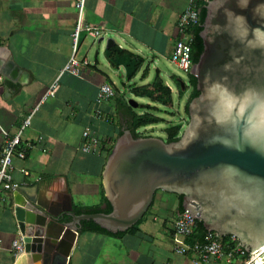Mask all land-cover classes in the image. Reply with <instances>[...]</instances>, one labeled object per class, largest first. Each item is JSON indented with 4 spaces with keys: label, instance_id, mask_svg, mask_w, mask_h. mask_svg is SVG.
<instances>
[{
    "label": "crops",
    "instance_id": "crops-1",
    "mask_svg": "<svg viewBox=\"0 0 264 264\" xmlns=\"http://www.w3.org/2000/svg\"><path fill=\"white\" fill-rule=\"evenodd\" d=\"M186 1L84 0L79 16L76 0H0V127L13 134L22 118L34 109L30 126L22 133V140L33 146L23 159L13 157L10 170L16 188L0 196V264L20 261L19 254L10 251L12 240L18 238L13 209L24 200L19 187L55 205L66 188L72 207L104 206L101 172L107 150L119 132L129 128L132 112L158 115L160 112L148 110L146 104L163 107L129 91L125 68L115 63L109 47L117 46L142 57L143 63L129 85L150 82L155 70L169 83L175 73L169 68L174 43L186 37L177 25ZM79 17L82 24L98 27L101 36L80 33L76 57L86 58L89 64L74 75L62 68L71 54V34ZM116 74L121 78L119 82ZM109 81L125 103L115 95L100 94L99 86L109 85ZM54 82L53 96L40 102ZM85 127L98 138L99 145L93 152L79 149ZM3 139L0 129V151ZM21 168L28 173H22ZM89 196L92 201H87ZM168 197V210L164 212L165 208L156 205L155 214L148 217L157 225L154 229L144 219L136 229L120 236L81 232L68 264L73 255L74 264H154L152 247L163 256L160 264H194L191 256L175 251L183 241L173 230L178 194H159L161 199ZM164 223L167 229L162 228ZM136 237L145 239V243L136 242ZM206 264L229 263L210 259Z\"/></svg>",
    "mask_w": 264,
    "mask_h": 264
},
{
    "label": "water",
    "instance_id": "water-1",
    "mask_svg": "<svg viewBox=\"0 0 264 264\" xmlns=\"http://www.w3.org/2000/svg\"><path fill=\"white\" fill-rule=\"evenodd\" d=\"M199 35L202 51L189 70L198 94L178 139L122 129L101 172L110 212L76 214L66 188L55 205L19 187L16 264H68L82 220L125 231L158 189L182 194L191 217L235 235L246 251L264 247V0H210Z\"/></svg>",
    "mask_w": 264,
    "mask_h": 264
},
{
    "label": "built area",
    "instance_id": "built-area-1",
    "mask_svg": "<svg viewBox=\"0 0 264 264\" xmlns=\"http://www.w3.org/2000/svg\"><path fill=\"white\" fill-rule=\"evenodd\" d=\"M83 1L84 0H76L79 16L83 9ZM209 1L210 0H187L185 8L178 16L177 25L179 30L182 31L186 37L175 41L170 61L187 75L190 73V66L191 63H193V61H191L190 48V41L192 38L191 29L199 24L200 9L205 7ZM81 32H87L96 38L101 36L98 27L82 24L79 17L71 34V54L67 63L62 68V71L74 75H79L81 67L89 64V61L86 58L78 59L76 57L78 39ZM54 88L55 82L51 84L44 94H42L40 102L44 101L48 96H53ZM99 91L101 95L107 97L114 95L113 88L107 83L101 84L99 86ZM36 106H38V104ZM33 112L34 109L22 118L13 134L7 133L2 127H0L1 132L4 135L3 145L0 151V196L16 188V184L12 181L10 170L13 157L23 159L28 150L33 146L32 142L22 140V133L26 127L30 126ZM41 139L42 137L38 136V140ZM82 139L83 140L79 145L81 151L93 152L94 150H97L99 145L98 138L91 135L87 127L82 130ZM20 171L24 174L28 173L24 168H21ZM195 225L196 218L191 217L187 209H182L181 211L176 212L173 220V230L176 235L183 238V241L177 244L178 246L175 251L178 254H188L191 256L194 264H206L210 259L217 262L224 261L229 264H264V249L246 251L245 248L239 244L237 238L233 234L221 235L215 231L206 229L199 240H192ZM1 248L0 243V249ZM22 249L23 247L20 239H13L10 244V251L20 253Z\"/></svg>",
    "mask_w": 264,
    "mask_h": 264
},
{
    "label": "trees",
    "instance_id": "trees-1",
    "mask_svg": "<svg viewBox=\"0 0 264 264\" xmlns=\"http://www.w3.org/2000/svg\"><path fill=\"white\" fill-rule=\"evenodd\" d=\"M199 16H200L199 24L191 29L192 38L190 41V48H191V58H192L193 63L197 61L198 56L200 52L202 51V47H203L202 39L199 35V32L202 29L203 20L205 17V7H202L200 9ZM108 53L110 56L113 57V60L115 61L116 64L124 66L125 71H126L125 77L127 79V83L125 86L129 87L128 89L130 92L134 93L135 95L145 96L151 102L159 103V104H162L168 107L172 105V97L170 94V89L168 88V86L164 84L163 79L161 78L158 70H155L154 76L150 82L146 84H142V85H135L134 83L129 85V80L136 75V73L140 69L141 64L143 63L142 57L136 54H133L127 50L121 49L117 46H110ZM178 78L179 76L174 75L172 80H174V82H177V85L181 88ZM108 83L111 86V81H109ZM188 83H189V86L192 88V90H191L189 100L184 105V111L186 114H187L188 102L190 101L191 98H193L194 96L198 94V90L196 89V77L192 75L191 73L188 74ZM111 87L113 88L114 95L117 98L120 97L121 101H124L123 95L122 94L119 95L118 89L113 85ZM187 88L188 86L185 85L184 89H187ZM149 106H150L149 104H146L147 108ZM130 115H131V121L129 123V129L132 131V134L135 137L140 136L139 131H138L139 127L149 125V124H155L161 121V118L158 115H155L148 111H144L141 114H136L132 112ZM165 132H166V137L164 139L165 141L177 140L178 139L177 134L179 132V125L175 124V125L169 126L166 128ZM120 133L121 132H119V134ZM110 150L111 148L107 150V155L109 154ZM181 200H182V194H178V202H177V207H176L177 211H181L183 209L181 205ZM102 202L104 203L103 207L100 204H95V205H90V206L74 205L72 209L76 214L83 213V212L89 213V212H98V211L110 212L111 206L108 203L105 196L102 197ZM139 221L125 231H118L116 233H112L100 227L99 225L94 223L92 220H82L80 231L81 232L93 231V232L103 233L109 236H120L126 231H131V230L136 229ZM205 231H206V228L202 225V222L196 219V225L193 230L192 240H197V239L199 240L201 238V235Z\"/></svg>",
    "mask_w": 264,
    "mask_h": 264
},
{
    "label": "rangeland",
    "instance_id": "rangeland-1",
    "mask_svg": "<svg viewBox=\"0 0 264 264\" xmlns=\"http://www.w3.org/2000/svg\"><path fill=\"white\" fill-rule=\"evenodd\" d=\"M169 68L174 71V75L177 74L176 76H179L180 78H182L185 82V85L188 86L187 89H181L178 85L177 82H174V80H171L173 78V76L171 75V77L169 78V83L164 82V84L166 86H168V88L170 89V94L172 97V105L171 106H164L161 108L155 107V106H149L147 109L148 110H154L156 113L160 112L158 115H160L159 117L161 118V121L155 124H149L148 126H146L145 128L141 129L139 131L140 135H147V134H153L152 136H158L161 137L163 139H165L166 137V128L172 125H179V132L177 134V136L180 135V133L182 132L183 128L185 127V125L188 123V115L185 113L184 111V105L185 103L189 100L190 98V94H191V90L192 88L189 86L188 83V75L184 72H182L181 70H179L175 65H171L169 66ZM120 76L118 74L115 75V80L117 82L120 81ZM138 82V80L136 81V83ZM119 84V83H118ZM170 86V87H169ZM185 88V86H184ZM153 126V129H151ZM163 190L158 189L155 191L154 193V197L153 200L150 204V206L148 207V209L146 210V212L143 214V216L139 219L140 221L143 220L142 222H144V219L147 220L146 224L148 227H152L153 229L155 228V222H152L150 219H148V217H152L153 214H155V207L156 205L160 206L159 208L164 209V212H166V209L168 210V204L170 203V197L168 198H159V194L162 193ZM174 197V196H173ZM87 201H92V198L86 197ZM175 202H176V198H175ZM157 206V208H158ZM172 218L169 219V222L171 221ZM139 221V222H140ZM168 224L164 223L163 227L164 229H167ZM163 232V231H162ZM164 233V232H163ZM167 235V232L164 233ZM140 240H142L143 244L145 243V239H141L139 237H136V242H139ZM154 252H152V257L154 259V264H160L163 261V256H161L159 254V252L156 250L155 247L151 248ZM70 264H74V255L72 256L71 262Z\"/></svg>",
    "mask_w": 264,
    "mask_h": 264
},
{
    "label": "bare ground",
    "instance_id": "bare-ground-1",
    "mask_svg": "<svg viewBox=\"0 0 264 264\" xmlns=\"http://www.w3.org/2000/svg\"><path fill=\"white\" fill-rule=\"evenodd\" d=\"M262 249H264V247H263ZM262 249H261V250H262ZM34 264H39V262H38V263H34Z\"/></svg>",
    "mask_w": 264,
    "mask_h": 264
}]
</instances>
